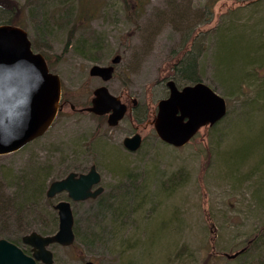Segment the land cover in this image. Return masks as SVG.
<instances>
[{
  "label": "rangeland",
  "instance_id": "374dc122",
  "mask_svg": "<svg viewBox=\"0 0 264 264\" xmlns=\"http://www.w3.org/2000/svg\"><path fill=\"white\" fill-rule=\"evenodd\" d=\"M7 19L59 77L61 109L42 137L0 155L1 238L22 248L25 230L56 231L67 196L48 199L49 183L94 165L104 190L71 204L76 240L50 247L54 264H264V0H0ZM187 55L226 115L175 148L150 120L168 80L193 84L177 75ZM114 56L111 80L89 75ZM102 85L136 102L115 127L70 109Z\"/></svg>",
  "mask_w": 264,
  "mask_h": 264
},
{
  "label": "water",
  "instance_id": "95a60500",
  "mask_svg": "<svg viewBox=\"0 0 264 264\" xmlns=\"http://www.w3.org/2000/svg\"><path fill=\"white\" fill-rule=\"evenodd\" d=\"M119 60L114 56L108 66L93 65L89 75L105 83L112 79ZM165 87L168 94L157 102L151 124L157 138L166 145L182 147L201 128L215 125L226 115L225 99L203 82L178 87L168 80ZM60 94L59 77L49 70L44 57L32 50L26 31L0 24V155L16 152L45 134L59 109ZM81 111L108 114L107 124L115 127L126 115L127 106L102 85L93 90L90 105ZM122 146L136 152L141 146L140 135L125 137ZM100 182L94 165L85 173L70 172L50 182L45 193L48 199L59 193L67 196V200L53 205L58 220L56 231L50 235L35 231L23 235L21 242L30 248L29 255L16 244L0 239V264H54L49 247H69L74 241L71 202L96 199L104 190ZM241 252L224 255L234 258Z\"/></svg>",
  "mask_w": 264,
  "mask_h": 264
},
{
  "label": "trees",
  "instance_id": "16d2710c",
  "mask_svg": "<svg viewBox=\"0 0 264 264\" xmlns=\"http://www.w3.org/2000/svg\"><path fill=\"white\" fill-rule=\"evenodd\" d=\"M0 24L14 25L10 19H7V21H4V22H0ZM176 70H178V74L177 75L180 76L181 81H185L186 80L189 83L190 82L196 83V82H200L201 81L200 78H197L196 77V72H195V59L193 58L192 55H187L181 61H179L178 65L176 67ZM52 221H53V224H54V228L57 227L56 226L57 225V218L55 216L52 218ZM39 222H41V221H39ZM45 228L46 227H43L41 225L40 227H36V228H33L32 227L31 230H36L37 229V231L39 233H41L42 235H50V234H53L55 232L53 230H48V229H45ZM31 230H25V231H27L25 233H29V231L32 232ZM77 237H78V235H77ZM75 240H76V237H75ZM75 240H74V242H75ZM53 246H55V245H53ZM21 249L26 254H29L30 253V249L27 246H24Z\"/></svg>",
  "mask_w": 264,
  "mask_h": 264
},
{
  "label": "flooded vegetation",
  "instance_id": "af4514ba",
  "mask_svg": "<svg viewBox=\"0 0 264 264\" xmlns=\"http://www.w3.org/2000/svg\"><path fill=\"white\" fill-rule=\"evenodd\" d=\"M108 66V65H107ZM98 78V77H97ZM100 79V78H99ZM101 80V79H100ZM102 81V80H101ZM99 87V86H98ZM116 97H119V96H116ZM119 99H120V101L122 102V100H121V98L119 97ZM162 99V98H161ZM133 100L134 99H132L131 100V104L132 105H130V106H128V105H126L124 102H122V103H124L126 106H127V113H130V111L132 110V108H135L136 107V102H133ZM91 101V100H90ZM90 105V102H89V104H88V106ZM71 106V105H70ZM61 109V106L59 107V110ZM70 109H71V107H70ZM83 108H81V109H74V107H73V109H71L72 111H77V112H84V113H87V114H90V115H93V116H96V117H100V118H104L105 120H106V124H107V120H108V114H104V115H101V116H97V115H94V114H92V113H89V112H85V111H81ZM126 113V114H127ZM155 114H156V111H155V113H154V115H153V118H154V116H155ZM125 117V116H124ZM152 118V119H153ZM150 122H151V120H150ZM118 125V124H117ZM116 125V126H117ZM107 126H109L108 124H107ZM110 127V126H109ZM136 133H138L137 131H135V132H133L131 135H129L128 137H130V136H132V135H134V134H136ZM139 134V133H138ZM140 135V134H139ZM140 137H141V135H140ZM141 144H142V137H141ZM141 147V146H140ZM140 149V148H139ZM138 149V150H139ZM137 150V151H138ZM73 202H71V204H72Z\"/></svg>",
  "mask_w": 264,
  "mask_h": 264
},
{
  "label": "bare ground",
  "instance_id": "6f19581e",
  "mask_svg": "<svg viewBox=\"0 0 264 264\" xmlns=\"http://www.w3.org/2000/svg\"><path fill=\"white\" fill-rule=\"evenodd\" d=\"M254 61H259V59H254ZM253 62V61H252ZM252 62L250 63V64H252ZM196 77H197V75H196Z\"/></svg>",
  "mask_w": 264,
  "mask_h": 264
}]
</instances>
